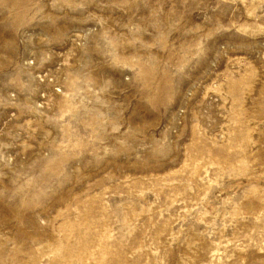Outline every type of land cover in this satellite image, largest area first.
<instances>
[{"label":"rangeland","instance_id":"374dc122","mask_svg":"<svg viewBox=\"0 0 264 264\" xmlns=\"http://www.w3.org/2000/svg\"><path fill=\"white\" fill-rule=\"evenodd\" d=\"M0 264H264V0H0Z\"/></svg>","mask_w":264,"mask_h":264}]
</instances>
